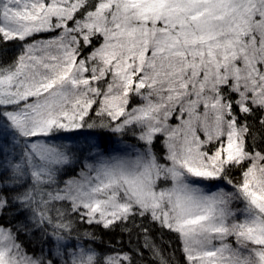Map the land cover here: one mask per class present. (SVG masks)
I'll list each match as a JSON object with an SVG mask.
<instances>
[{"label": "snow or ice", "instance_id": "obj_1", "mask_svg": "<svg viewBox=\"0 0 264 264\" xmlns=\"http://www.w3.org/2000/svg\"><path fill=\"white\" fill-rule=\"evenodd\" d=\"M9 44L0 264H264V0H0Z\"/></svg>", "mask_w": 264, "mask_h": 264}, {"label": "trees", "instance_id": "obj_2", "mask_svg": "<svg viewBox=\"0 0 264 264\" xmlns=\"http://www.w3.org/2000/svg\"><path fill=\"white\" fill-rule=\"evenodd\" d=\"M16 52L17 49L15 45L9 44L7 46H0V63H7L11 61L16 55ZM103 137L107 138L108 136H103ZM235 178L237 177L234 175V179ZM84 227H88V226L85 225ZM149 227L152 229V234L156 238L157 243H161V230L158 228V226L149 225ZM89 230L95 231L97 235L101 236L105 242L109 240H112L114 242L116 240L123 239L124 243L127 244L128 241V235L122 233L119 229H117L115 232H105L103 229H99L93 226ZM133 239H135L134 233H133ZM163 244L166 251H172L173 249H175L176 264H184L183 255L180 251L179 241L176 239L175 234L164 231ZM169 244L171 245V248L168 247Z\"/></svg>", "mask_w": 264, "mask_h": 264}, {"label": "rangeland", "instance_id": "obj_3", "mask_svg": "<svg viewBox=\"0 0 264 264\" xmlns=\"http://www.w3.org/2000/svg\"><path fill=\"white\" fill-rule=\"evenodd\" d=\"M108 143H109V137L101 139V144L102 145H107Z\"/></svg>", "mask_w": 264, "mask_h": 264}]
</instances>
